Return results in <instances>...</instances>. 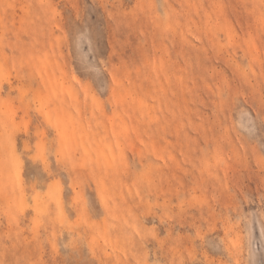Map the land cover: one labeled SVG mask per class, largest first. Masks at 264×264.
<instances>
[{"label": "rangeland", "instance_id": "obj_1", "mask_svg": "<svg viewBox=\"0 0 264 264\" xmlns=\"http://www.w3.org/2000/svg\"><path fill=\"white\" fill-rule=\"evenodd\" d=\"M0 264H264V0H0Z\"/></svg>", "mask_w": 264, "mask_h": 264}]
</instances>
